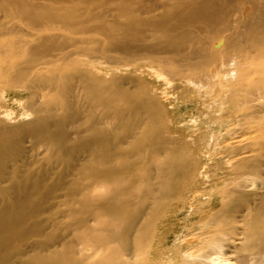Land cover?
<instances>
[{
	"label": "bare ground",
	"instance_id": "6f19581e",
	"mask_svg": "<svg viewBox=\"0 0 264 264\" xmlns=\"http://www.w3.org/2000/svg\"><path fill=\"white\" fill-rule=\"evenodd\" d=\"M0 7L12 18L0 28V264H264V179L251 194L221 187L217 210L197 207L194 174H209L185 153L193 141L171 135L183 129L161 100L223 84L216 98L249 89L264 103V0ZM162 81L170 93L155 90ZM249 125L263 127L264 109ZM250 147L260 153L264 138ZM252 153L228 161L231 184L264 167ZM195 206L187 231L198 232L178 255L173 222ZM224 214L237 217L216 224Z\"/></svg>",
	"mask_w": 264,
	"mask_h": 264
},
{
	"label": "rangeland",
	"instance_id": "374dc122",
	"mask_svg": "<svg viewBox=\"0 0 264 264\" xmlns=\"http://www.w3.org/2000/svg\"><path fill=\"white\" fill-rule=\"evenodd\" d=\"M11 19L12 18L9 15L8 11L0 7V28L5 26V24ZM148 80L152 84L156 83L154 79L148 78ZM166 83L167 82L164 81L157 83V89L154 85L153 86L155 87V90L159 89L160 91L163 90L170 93L169 91H171L172 89H170V87L166 85ZM205 88L206 86L202 88H192L193 91L186 92L184 94L180 91L178 92V95H180L181 93L180 97H177V93L169 94V96L168 94H164L161 100L163 102L171 103V106H173L174 108L173 114L170 115L168 120L174 122L175 125L183 129V132H177L176 134L171 135L173 137H176L177 139L189 143L193 141L194 145L190 144V147L185 150V153L193 158V162L194 164L198 165V169H203V174H209L205 180L200 179L197 170L194 174L195 180L197 182L196 186H198L205 194L203 199H201V201L199 200V203H196L197 207L205 208L211 203V201H214L213 203L215 206L213 209L217 210L219 208L217 193L221 189V187L224 189L227 185H229L228 187H226V189L229 191L247 192V189L249 187L246 188V186H249L251 182H255V184L257 185L260 183L259 181L261 179H264V167L260 170H255L252 167L246 169L244 168L243 171H248V173L245 177L240 178L239 182L235 184L230 183L235 178V175H227L225 173V170L229 167L228 161L229 163H231L230 160H232V162L237 165L239 163L238 160L243 157L245 153H249V155L252 153L250 152V143L253 140H263L264 125L262 128H260V130L253 132L250 128L249 122H251V118L259 116V112L264 109V103H254L253 100L255 98V95L253 96V94L256 93L254 90L251 91L248 89L246 93L238 92L236 94L235 101H229V99L224 95L221 99L216 98V91L222 90L223 84L217 85L215 87L211 85L209 88L207 87L206 90H204ZM210 93L211 95H209ZM198 95L205 96V104L207 107H205L204 109L196 107ZM219 105L220 107H222L220 108ZM6 109L8 111H14L16 113L20 111L19 108L17 109L16 104L12 106L9 105L6 107ZM229 119H232V125L229 124ZM229 126H231V129H229ZM232 126H235L236 128L233 127L232 129ZM164 135L168 136L170 135V133ZM222 153L223 155H221ZM260 153L259 151L252 153V155L255 156L259 154L262 156L261 161L258 157L254 159L256 160L255 165L264 164V149ZM209 180L211 182L208 185L207 183ZM218 180L219 182H217ZM211 191L213 193V196H215L214 200H211L213 198L209 197ZM253 192L254 189L247 193L251 194ZM250 199L251 197L244 200L243 202L250 203ZM197 207L193 211L189 210V213L186 211L185 213L181 214L180 217H178L176 221L173 222L174 228L172 229V233L170 234V237L168 239L167 248L174 252L177 251L178 255H181L182 253L188 252V250H190L191 247L189 242L191 241H187V238L198 232L197 230H195L194 232L187 231V229L189 228L197 227V223L199 221L198 218L189 217V214H195V212L198 210ZM234 216L237 217V215L235 214H224L223 216H221L218 222H216V224L219 225L220 221L223 220L228 224L232 221V218ZM232 226H234V224L229 225L228 228H231ZM174 235H179L180 237L178 239H175Z\"/></svg>",
	"mask_w": 264,
	"mask_h": 264
}]
</instances>
